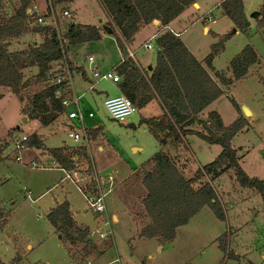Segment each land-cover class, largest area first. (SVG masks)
<instances>
[{"label": "rangeland", "instance_id": "1", "mask_svg": "<svg viewBox=\"0 0 264 264\" xmlns=\"http://www.w3.org/2000/svg\"><path fill=\"white\" fill-rule=\"evenodd\" d=\"M243 1L252 27L246 34L240 32L231 35L225 43L224 51L216 56L213 66L218 71L229 72L227 70L232 59L248 44L254 47L261 63L253 66L245 79L226 88L228 95L213 102L203 113L208 116L210 111H217L225 126L232 124L239 113L230 98L235 99L240 108L247 106L254 112L246 116L248 124L233 139L232 146L237 150L240 166L246 173L264 180V28L258 30L254 25L256 20L252 17L260 9L262 2ZM44 3L45 0L32 2V9L35 6L39 8L34 21L36 26L42 25L37 19L46 14ZM201 4L202 10L194 11L197 14L185 19L184 24L179 26V31L181 39L187 42L195 56L204 61L212 46L226 32H232V29L228 27V20L222 18L221 11L216 10L217 0H203ZM55 5L56 23L63 30L67 22L73 19V16L64 17L63 11L68 9L72 14V8L71 5ZM11 6L14 12L20 7L19 0L11 1ZM193 7L195 10L199 9L198 6ZM77 8V21L80 23L96 26L106 19L105 11L97 0H79L74 9ZM210 10H213L212 19L216 20V12L215 16L219 20L218 23H207L216 35H205L202 31V21L207 16L204 15ZM204 12L206 13L203 15ZM46 21L50 23L52 20L46 17ZM162 28L160 26V32H164ZM148 33L139 37L140 40ZM43 39L42 33L25 35L11 42L12 49L22 50L31 45H40ZM113 52V41L84 42L72 46L68 57L74 63L87 67L89 56L101 62V58H107ZM156 54V49L140 51L138 57L153 58ZM36 73L37 69H31L26 71V77ZM71 79L77 93H82L79 82L87 83L86 80L77 73ZM39 89L41 88L33 87L30 92ZM0 96V138L8 145L4 154H9L6 158L3 156L4 161L0 163V261L4 264H13L16 257H20L16 264H88L87 261L92 264H264V204L255 190L238 184L234 169L213 181L203 178L194 184L196 188L205 183L215 187L225 212V220H220L211 208L205 207L188 225L178 229L177 236L171 243L163 244L157 239L140 237L141 230L148 223L141 203L146 191L141 184V175L136 173L128 178V174L130 169L136 167L148 168L151 158L158 152L159 144L147 127L140 125L141 115L138 112L124 123L114 121L98 97L97 102L94 101L90 106L85 101L80 103L81 110L86 115L84 126L97 130L99 134L98 141H91V161L97 171L113 174L118 180L116 190L106 199L113 237L101 242L92 241L91 248L63 243L62 235L48 218L57 204L69 201L76 226L89 227L91 230L104 222L100 218H106L105 214L96 218L97 215L87 206L83 195L75 186L63 181L66 174L53 165L49 153L50 149H56L63 143L75 144L68 136L67 125L71 123L68 114L71 110L76 111V107H70L57 120L44 125L39 119L22 114L24 105L8 88L0 87ZM89 112L94 115L93 118L88 117ZM201 118L205 119L202 115ZM74 124L81 127L76 122ZM17 128L19 131L10 133V130ZM192 129L199 131L200 127ZM24 134L29 137L37 134L45 138L44 147L36 149L26 146L20 163L16 160V154L9 150L14 138ZM47 136L51 138L46 139ZM101 144L105 146L104 152L98 149ZM136 147H142L143 150L134 151ZM163 150L179 159L178 166L186 179H191L199 168L210 164L222 152L220 146L208 145L195 134L188 135L184 142L175 146L168 145ZM124 160L129 164L125 170L120 168ZM126 178L128 179L125 181ZM113 215L118 217V221H113ZM70 231L74 232V227L71 226ZM223 235H226L227 241L225 250L220 247L219 242Z\"/></svg>", "mask_w": 264, "mask_h": 264}, {"label": "trees", "instance_id": "2", "mask_svg": "<svg viewBox=\"0 0 264 264\" xmlns=\"http://www.w3.org/2000/svg\"><path fill=\"white\" fill-rule=\"evenodd\" d=\"M75 0H58L57 4L69 5ZM105 8L110 21L107 24L113 30L124 61L115 67L120 76L119 88L137 109H142L159 99L163 117L141 119L163 148L178 145L191 134H195L208 145H218L222 152L217 158L197 170L191 179L184 177L177 159L158 150L151 158L148 168L142 166L136 172L141 175V184L145 188V196L141 203L144 207L148 223L140 232V237L157 239L167 244L175 240L180 227L188 225L193 217L203 208H211L220 220H225V212L220 204L215 187L205 183L200 188L194 187L197 181L220 178L230 169L235 170L238 184L244 188L255 190L264 204V180L252 177L240 166L238 152L232 146L233 139L241 133L248 119L244 116L235 99L230 98L239 113V117L230 125L225 126L221 114L210 111L206 119L203 112L215 101L228 95L226 88L235 82L242 81L253 66L261 63L254 47L250 44L235 55L230 62L231 76L225 72L213 71V62L224 51L225 43L233 34L230 32L220 37L213 45L207 58L201 62L186 47L182 39L171 32H160L156 37V63L152 71L142 69L135 59L129 56L128 47L133 44L135 35L143 28L158 21L161 27L170 26L188 8L198 0H99ZM219 8L223 17L231 20L241 33H248L252 27L243 0H221ZM33 0H19V8L10 18L0 22V87L8 88L20 103L24 105L22 114L36 118L42 124L53 122L46 114L57 115L67 112L63 101L71 96L70 79L65 73L68 66L71 76L74 73L89 81L83 67L76 66L69 60L70 48L78 43L96 42L101 39L103 29L92 25L75 23L74 19L67 22L62 30V39L58 38L56 29L51 25L34 24L36 13L31 8ZM1 9V7H0ZM254 19L258 30L264 28V0L260 9L255 12ZM44 39L40 45L12 51V41L25 35L40 34ZM66 61V63H65ZM56 69V67H60ZM37 69L36 74L26 77V71ZM58 79H62L57 84ZM41 88L30 92L31 88ZM62 89V96L55 97ZM1 101V96H0ZM26 102V104H25ZM42 116L41 118L36 117ZM199 126L196 131L192 127ZM19 131V129L10 130ZM9 133V135H10ZM91 141H98L97 130L87 129ZM44 139L32 134L26 146L43 149ZM8 145L0 138V163L4 161V151ZM52 159L62 168H72L79 163L84 169L91 161V154L85 146L77 148L64 145L62 148L50 149ZM77 159V160H76ZM49 222L62 235L65 244H79L91 248L89 239L90 228L74 224L70 203L64 200L57 204L48 215ZM71 226L74 232H71ZM220 247L226 249V235L219 238ZM20 257H16V264ZM0 264H4L0 261Z\"/></svg>", "mask_w": 264, "mask_h": 264}, {"label": "built area", "instance_id": "3", "mask_svg": "<svg viewBox=\"0 0 264 264\" xmlns=\"http://www.w3.org/2000/svg\"><path fill=\"white\" fill-rule=\"evenodd\" d=\"M11 1L13 0H0V22L2 19L10 18L14 15L15 11L13 12ZM58 0H45L46 5V14L40 15V17L37 19L39 24L42 25H51L53 26L58 34V38L62 39V29L60 25L56 23V11H55V3L57 4ZM262 2L263 0H258ZM35 13L39 10L37 6L33 9ZM212 13L213 10L208 11L204 16H206L203 19L204 23H217V20L212 19ZM64 17H71L72 14L70 10L63 11L62 14ZM46 17L51 18V22L48 23L46 21ZM208 18V19H207ZM164 32H171L174 36L180 37V33L175 31L171 26H165L162 28ZM158 34L153 35L150 38L149 43L146 45L147 50L156 49V46L154 45V42L156 41V37ZM89 60L92 62L93 58L90 57ZM66 63V61H65ZM58 69L62 68V66L57 67ZM65 73L72 82L71 79V73L69 72L68 66L65 65ZM91 74L93 78L97 79H104V80H112L114 83H119L121 81L120 76L115 72L108 71L105 73H101L96 68H93L91 70ZM62 82V79H58L57 84H60ZM71 86V83H70ZM62 96V89L56 92L55 97L59 98ZM63 105L67 107L68 109L75 105L76 111L70 112L68 114L69 119L71 122L74 120L79 124L81 127H76V125H72L70 123L67 125V131L68 136L75 141V143L85 146L90 152L91 147V138L86 133V127L84 126V120L86 115H84L83 111L81 110L80 106L78 105V102L75 101L72 98H67L63 101ZM104 108L107 112V114L110 116V118L114 121H118L120 123L126 122L128 119H130L132 116L135 115V112L137 111L136 106L133 104V102L127 97L124 96L121 92L120 94L116 95V97H109L106 98L103 102ZM89 118H93L94 115L92 113L87 114ZM29 140V136L24 134L20 135V137L16 136L14 138V141L12 143V147L10 148V153L16 154V160L17 162H22L23 160V153L27 149L26 142ZM8 148V147H7ZM6 150V149H5ZM5 152V151H4ZM4 154V153H3ZM8 152L4 154V157L6 158L8 156ZM77 160V159H76ZM53 165L57 166V168L61 171L65 172V177L63 178V181L70 182L73 184L76 188V190L79 191L80 194L83 195L87 206L91 208L93 213L96 216V218L100 217L101 215L105 214L106 218H100L104 219V222L100 225L98 224L96 228L90 230L89 239L94 242H101L108 238L113 237V227L111 226V218L108 217L107 213V207H106V199L109 195L114 193L117 187V178L113 174H102L100 171H97L94 163L90 161V164L87 168H83L79 163H76L74 167L72 168H60L57 163L53 160ZM98 220V223L100 222ZM88 264H92L89 261H87Z\"/></svg>", "mask_w": 264, "mask_h": 264}, {"label": "crops", "instance_id": "4", "mask_svg": "<svg viewBox=\"0 0 264 264\" xmlns=\"http://www.w3.org/2000/svg\"><path fill=\"white\" fill-rule=\"evenodd\" d=\"M79 0H75L73 3L69 4L71 5V8H72V16H73V19H74V22L75 23H79V24H83V23H80L77 21L78 19V8L75 10L74 7H75V4L76 2H78ZM98 3L101 5V7L103 8V10L105 11V14H106V19H104V21L101 23V25H96L97 27L99 28H102L103 29V32H102V37L100 40H98L99 42L101 43H105L106 40H109V41H113L114 43V52L112 54H109L107 55V58H101V62H98L97 60H95V58L93 56H89L88 57V64H87V67L85 65H79L77 63H74L72 60V62L76 65V66H80V67H83L87 73V76L89 78V81L86 80L87 83H84V82H79V90H82L83 92L82 93H77V91L75 90V84H74V81L72 79V82H71V97L72 99H74L75 101L78 102V105L80 106L81 108V101H85V103L87 105H91L94 101L97 102V97L100 98L101 102L103 103L104 100L106 98H109V97H116V95L120 94V88H119V83H114L112 80H104V79H95L93 78L92 74H91V70L93 68H96L98 71H100L101 73H105V72H108V71H112L115 73V67L120 64L121 62L124 61L123 59V56H122V52L118 46V42L116 41V38L115 36H113V33L112 34H109L107 30H104V27H108L107 24L109 23L110 21V17L108 16L105 8L103 7V5L100 3L99 0H97ZM202 1L203 0H198L199 4H195V6H198L199 9L198 10H195L196 8L195 7H190L188 8V10L182 14L181 16H179L176 20H174L173 23L170 24L171 28H173L175 31L179 32L181 34V32L179 31V26H182L185 22V19H188L189 16H192V14H197V12H194V11H201L202 10ZM218 1V5L216 7V10L219 12L221 11L220 8H219V4L222 2L221 0H217ZM245 2V1H244ZM245 10H246V14L248 15L247 13V8H246V4H245ZM206 12L203 13V15L205 14ZM216 13V12H215ZM215 13H214V17L216 18L217 20V23L219 22L218 18L215 16ZM186 15V16H184ZM223 19H227V24H228V27H230V29H232V22L230 19H228L226 16L223 17ZM203 22V21H202ZM83 25H87V24H83ZM254 25H256V23L254 22ZM95 26V25H93ZM95 26V27H96ZM153 27H156V28H153ZM153 28V29H152ZM203 34L207 35V34H210V33H213L215 34V32H213L209 25L207 23H204V26H203ZM145 32H149L148 34H146L145 36H143L142 40H140L139 37H142V35L145 33ZM160 33V24L159 22L155 21L154 23H152L151 25L143 28L142 30H140L134 37V41H133V44H131L129 47H128V52H129V56L132 58V59H135V61L137 62V64L142 68V69H145L147 71H152L153 67L155 66V63H156V55L153 57V58H146L145 56L140 58L138 57V53L140 51H148L146 49V45L149 43L150 41V38L155 35V34H158ZM227 33V32H226ZM225 33V34H226ZM240 31L238 30L237 33L235 34H239ZM235 34H232V35H235ZM216 35V34H215ZM219 35V34H218ZM221 35V34H220ZM181 35H180V39H181ZM18 40V39H17ZM184 42V44L186 45V47L188 48V50L191 51V53L195 56L194 52L191 50L190 46L187 44V42L185 40H182ZM154 45L156 46V43L154 42ZM11 50L12 51H17V50H14L12 49L11 47ZM153 50V49H152ZM151 50V51H152ZM150 51V50H149ZM92 57L93 58V61L91 62L89 60V58ZM196 57V56H195ZM198 59V57H197ZM70 60V59H69ZM199 60V59H198ZM200 61V60H199ZM203 62V61H201ZM214 63V62H213ZM152 68L151 70H149V68ZM57 68V67H56ZM213 71L209 69V73L215 77L214 74V71H218L215 69V67L213 66ZM58 69V68H57ZM229 72H226V74L230 73V70H227ZM220 72H223V71H220ZM231 76V73L230 75ZM73 78V76H72ZM74 84V85H73ZM227 89H229L227 87ZM9 90V89H8ZM212 105V104H211ZM72 108L75 107V105L71 106ZM242 107H245V106H242ZM241 107V108H242ZM247 107V106H246ZM245 107V108H246ZM248 108V107H247ZM70 109V108H69ZM249 109V108H248ZM250 110V109H249ZM251 111V110H250ZM71 112H73L71 110ZM138 114H140L141 116V119L145 118V119H153L154 117H163L164 116V112H163V109H162V106L160 104V100L159 99H154L153 102H151L150 104H148L146 107L142 108V109H137ZM90 113V112H89ZM251 113L254 114L253 111H251ZM202 116H204V118L206 119V115H204V113L202 114ZM140 119V121H141ZM74 122L76 121H72V125H74ZM77 123V122H76ZM76 125V124H75ZM51 137L50 136H47L46 139H50ZM64 145H67V146H70L72 148H77L79 147L80 145L77 143H75L74 145H69V144H66V143H63L61 146L57 147V148H62V146ZM175 146V145H174ZM165 147H161L159 145V149H164ZM99 151L100 152H104L105 150V146H102L99 145L98 147ZM143 148L142 147H136L134 149V151H142ZM157 150V151H158ZM176 157V156H175ZM177 159V162H178V158ZM128 163L127 161H123V163L120 164V168L125 170L128 168ZM142 167V166H141ZM141 167H136L135 169H130V172H129V176H132V175H135L136 172L138 171V169H140ZM181 169V168H180ZM182 170V169H181ZM125 178V177H124ZM126 178L125 181L128 179ZM113 218V221H118V217H116L115 215L112 216Z\"/></svg>", "mask_w": 264, "mask_h": 264}, {"label": "water", "instance_id": "5", "mask_svg": "<svg viewBox=\"0 0 264 264\" xmlns=\"http://www.w3.org/2000/svg\"><path fill=\"white\" fill-rule=\"evenodd\" d=\"M254 13L252 14V17H254ZM157 22V21H156ZM104 30H107L109 34H112L113 33V30L112 29H109L108 27H104ZM232 32L233 34L237 33L238 32V29L234 26V24H232ZM152 68L150 67L149 70H151ZM229 88V86H228ZM241 111L243 112L244 116H248L249 114H251V111L246 107H242L241 108ZM43 116H46L48 118H50L51 120L55 121L58 119V116L57 115H51V114H46V115H43ZM36 117L38 118H41L42 116H39L37 115ZM28 118H25V120H27Z\"/></svg>", "mask_w": 264, "mask_h": 264}]
</instances>
